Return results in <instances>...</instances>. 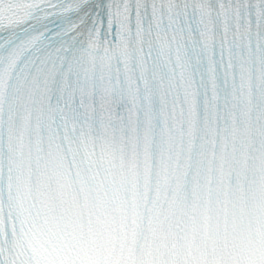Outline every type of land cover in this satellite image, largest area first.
I'll return each mask as SVG.
<instances>
[{"label": "snow or ice", "instance_id": "obj_1", "mask_svg": "<svg viewBox=\"0 0 264 264\" xmlns=\"http://www.w3.org/2000/svg\"><path fill=\"white\" fill-rule=\"evenodd\" d=\"M0 264H264V0H0Z\"/></svg>", "mask_w": 264, "mask_h": 264}]
</instances>
